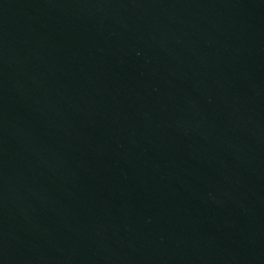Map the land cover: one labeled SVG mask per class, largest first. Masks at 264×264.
Here are the masks:
<instances>
[{"label": "water", "instance_id": "water-1", "mask_svg": "<svg viewBox=\"0 0 264 264\" xmlns=\"http://www.w3.org/2000/svg\"><path fill=\"white\" fill-rule=\"evenodd\" d=\"M0 264H264V0H0Z\"/></svg>", "mask_w": 264, "mask_h": 264}]
</instances>
